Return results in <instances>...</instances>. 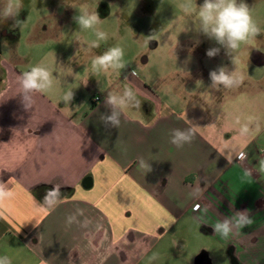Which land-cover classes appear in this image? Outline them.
<instances>
[{
    "label": "crops",
    "instance_id": "1",
    "mask_svg": "<svg viewBox=\"0 0 264 264\" xmlns=\"http://www.w3.org/2000/svg\"><path fill=\"white\" fill-rule=\"evenodd\" d=\"M44 8L33 26V44L46 48L44 58L62 56L63 47L52 44L64 42L72 19L69 1L47 0ZM0 27V183L11 193L0 200V256L11 264L264 260V147L256 158L250 144L238 159L213 128L194 121L190 109L164 108L131 72L98 92L91 66L96 81L90 101L69 104L59 93L84 76L80 64L59 59L51 67L41 60L21 68V55L2 56L5 47L14 52L16 29ZM94 51L98 55V48ZM37 65L53 73L54 85L32 93V107L25 110L18 77ZM73 72L76 79L65 76ZM81 80L80 86H87L86 77ZM120 82L144 102L109 106L108 94L125 90ZM113 111L120 115L117 128L101 119ZM174 129L190 131L191 143L172 144ZM141 158L151 171L139 166ZM53 187L61 198L53 207L42 206ZM240 212H247L252 223L236 230ZM225 219L233 221L227 239L214 231ZM193 241L206 246L196 251ZM216 244L222 249L217 255L208 247Z\"/></svg>",
    "mask_w": 264,
    "mask_h": 264
},
{
    "label": "rangeland",
    "instance_id": "2",
    "mask_svg": "<svg viewBox=\"0 0 264 264\" xmlns=\"http://www.w3.org/2000/svg\"><path fill=\"white\" fill-rule=\"evenodd\" d=\"M46 1L22 0L23 7L15 19H0V26L11 30L15 28L14 35L19 38L14 52H9V48L5 47L2 56L9 60L10 54L21 55V68L26 63L35 65L41 60H47L43 63H49L51 67L60 62L59 59L69 62V65L80 64V75L86 77L88 84L81 87L80 81L84 76L78 75L80 81L77 79L75 85L74 81H70L65 90L60 91L62 98L67 92H73L69 104L89 102L94 93L91 87L96 78L90 73L97 48L89 49L88 44L96 36L94 30L81 31L74 18L82 11H96L101 18L97 27L108 33V39L99 42L98 55L110 47L120 46L124 49L125 65L120 69H109L108 72H97L98 92L113 83L115 78L126 77L131 72L158 96V104L167 109H190L194 121L200 126L213 128L215 134L228 142L232 152L240 153L252 144L256 156L258 149L264 147V64L256 65L252 60L254 50L264 55V0H244L260 33L250 37L247 43H241L230 55L223 46L195 30L198 27L196 5L202 4L203 0H68L72 19L66 23L64 42L52 44L54 48L63 47V55L44 58L46 48L33 44L31 34L33 26L46 11ZM184 4L191 5L192 15L183 12L181 6ZM16 20L20 21L18 25ZM3 32L0 30V36ZM209 48H220V52L209 58L206 55ZM221 66L243 77L239 87H211L209 73ZM74 73L65 76L76 79ZM119 86L120 90L131 87L124 82H120ZM132 89L137 94V100L143 103L144 99ZM237 118L240 123L236 122ZM244 123L250 127L247 136L239 133ZM193 243L196 251L206 246L198 241ZM208 247L216 255L222 252L217 244ZM223 261L216 262L222 264ZM246 263L264 264V260H247ZM224 264L241 263L231 259L224 261Z\"/></svg>",
    "mask_w": 264,
    "mask_h": 264
},
{
    "label": "clouds",
    "instance_id": "3",
    "mask_svg": "<svg viewBox=\"0 0 264 264\" xmlns=\"http://www.w3.org/2000/svg\"><path fill=\"white\" fill-rule=\"evenodd\" d=\"M3 6L0 7V19H15L22 9V0H2ZM186 15H192L193 9L190 4L181 6ZM198 27L195 29L198 34L206 36L214 40L217 44L223 46L226 52L230 55L236 51L241 43H247L250 37H255L260 33V29L254 22L250 13L249 5L244 0H203V3L196 5ZM81 31L94 30L96 39L88 44L89 49L100 47V41L108 39V33L99 29L97 25L101 23V18L96 11H82L74 18ZM20 23L16 20V24ZM199 43V41H197ZM220 52V48H209L206 55L209 58L215 57ZM124 49L120 46L108 48L105 52L99 55H94L92 58V68L95 72H108L109 69H120L125 65L123 63ZM211 79V87L213 89L236 88L242 82L243 77L235 74L234 71H229L227 67L221 66L217 70L209 73ZM23 107L25 110L31 109L34 92H47L54 85L53 73L45 66H32L28 71H24L19 77ZM73 99V92H67L63 100L70 102ZM106 103L113 108L129 106H138L136 92L131 88H125L122 95L109 93L106 98ZM101 119L105 125L111 127H119L120 115L113 111L111 115H102ZM237 123H240L237 118ZM259 131V129H257ZM241 136H247L250 133L248 123L241 125L239 129ZM193 136L190 131H181L174 129L171 133V143L176 147L181 148L186 143H191ZM244 153H238V159L244 158ZM226 155V159H230ZM139 166L146 171H151V167L146 165L143 158L140 159ZM247 174V173H246ZM11 193L7 186L0 183V200L10 197ZM57 187L51 188L44 197L42 206L53 207L55 202L61 198ZM235 229L239 230L251 225L252 219L247 212H240L234 218ZM214 231L222 238L227 239L233 233V221L225 219L218 221L214 225ZM0 264H11V261L0 256ZM43 264V262H42Z\"/></svg>",
    "mask_w": 264,
    "mask_h": 264
},
{
    "label": "flooded vegetation",
    "instance_id": "4",
    "mask_svg": "<svg viewBox=\"0 0 264 264\" xmlns=\"http://www.w3.org/2000/svg\"><path fill=\"white\" fill-rule=\"evenodd\" d=\"M252 60L256 65L264 64V55L261 54L258 50L253 51Z\"/></svg>",
    "mask_w": 264,
    "mask_h": 264
},
{
    "label": "built area",
    "instance_id": "5",
    "mask_svg": "<svg viewBox=\"0 0 264 264\" xmlns=\"http://www.w3.org/2000/svg\"><path fill=\"white\" fill-rule=\"evenodd\" d=\"M96 100H100V98L99 97H96ZM261 151L264 152V149H261Z\"/></svg>",
    "mask_w": 264,
    "mask_h": 264
}]
</instances>
